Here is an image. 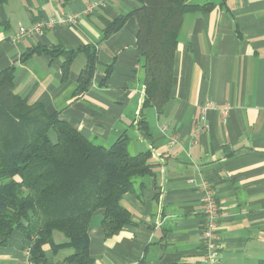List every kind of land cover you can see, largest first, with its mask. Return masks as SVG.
<instances>
[{"label":"crops","instance_id":"0c3cea01","mask_svg":"<svg viewBox=\"0 0 264 264\" xmlns=\"http://www.w3.org/2000/svg\"><path fill=\"white\" fill-rule=\"evenodd\" d=\"M193 1L210 2L213 9L182 19L162 114L142 109L135 18L101 39L104 23L135 10L134 0H70L65 6L57 0H5L0 6V71L15 67L16 95L57 112L85 138L109 146L126 133L131 154L151 151L154 176L121 199L134 224L105 239L102 212L93 214L87 233L93 264H203L202 180L219 204L221 264H264V0ZM70 16L75 23L66 22ZM38 21L52 25L13 41L20 28ZM87 44L97 50V66L76 99L83 53L72 61L66 80L61 57L41 54L20 61L33 47L70 51ZM142 116L148 135L136 125ZM170 135L178 138L174 146ZM53 240L66 242L59 233ZM23 244V236L12 233L0 246V264H21ZM43 251L46 264H74L66 261L70 248L54 253L44 246Z\"/></svg>","mask_w":264,"mask_h":264},{"label":"trees","instance_id":"16d2710c","mask_svg":"<svg viewBox=\"0 0 264 264\" xmlns=\"http://www.w3.org/2000/svg\"><path fill=\"white\" fill-rule=\"evenodd\" d=\"M4 1L0 0V6ZM57 1L65 6L70 0ZM134 1L138 4L135 10L104 23L101 39L109 38L129 18H135L136 47L142 60V109L153 107L162 114L170 99L182 19L186 14L210 12L213 4ZM80 53L85 55L86 64L77 77L76 99L87 90L97 66L94 45L70 51L33 47L21 55L20 61L41 54L61 57L62 80H66L72 61ZM109 75L107 69L104 81ZM14 77V66L0 71V246L7 244L12 233L19 232L23 249L30 247L33 264H46L44 246H50L54 253L62 247L70 248L72 253L66 258L69 263L93 264L87 234L93 214L102 212L100 227L105 239L134 224L121 199L154 176L151 151L131 154L126 133L109 146L97 138H85L60 120L57 112L48 113L42 105H30L16 95ZM136 125L148 135L143 116ZM54 233L63 235L66 242L55 244Z\"/></svg>","mask_w":264,"mask_h":264},{"label":"built area","instance_id":"2783aa9c","mask_svg":"<svg viewBox=\"0 0 264 264\" xmlns=\"http://www.w3.org/2000/svg\"><path fill=\"white\" fill-rule=\"evenodd\" d=\"M67 23H75V17H68ZM52 23L49 21L33 22L27 28H20L19 32L14 36L13 41H17L20 36L32 37L41 34L51 27ZM205 128V127H204ZM203 129V128H202ZM166 126L161 127V131L165 132ZM178 143V138L175 135H170L169 144L174 146ZM201 195L203 222L201 228L202 240V260L203 264H221L219 248L217 245V232L219 224V204L215 197V192L211 185L202 180L199 185ZM21 264H33L30 260V247L24 249V260Z\"/></svg>","mask_w":264,"mask_h":264},{"label":"rangeland","instance_id":"374dc122","mask_svg":"<svg viewBox=\"0 0 264 264\" xmlns=\"http://www.w3.org/2000/svg\"><path fill=\"white\" fill-rule=\"evenodd\" d=\"M55 136V135H54ZM54 136H52V138L54 139Z\"/></svg>","mask_w":264,"mask_h":264}]
</instances>
